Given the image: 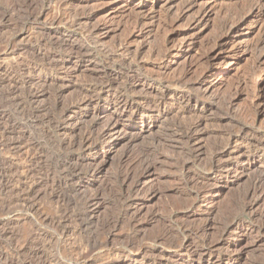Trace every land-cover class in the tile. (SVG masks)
I'll return each mask as SVG.
<instances>
[{
    "label": "rangeland",
    "instance_id": "374dc122",
    "mask_svg": "<svg viewBox=\"0 0 264 264\" xmlns=\"http://www.w3.org/2000/svg\"><path fill=\"white\" fill-rule=\"evenodd\" d=\"M191 1L0 0V143L24 140L21 150L0 147V211L36 190L31 213L0 212V264H48L57 248L73 249L84 236H110L120 249L85 264H264V79L257 83L264 8L221 47L209 67L214 86L184 90L167 78L183 74L214 43L226 15L251 2ZM205 8L210 13L194 27ZM105 22L101 39L89 38L87 30ZM122 42L146 45L138 62L167 72L129 78L140 69L120 62ZM153 45L167 50L153 55ZM202 69H193L189 84ZM94 77L111 79L117 93L87 107L80 100L99 91L88 85ZM163 94L176 102L157 113ZM112 120L123 126L115 136L102 130ZM197 120L191 139L185 125ZM84 135L91 146L70 145ZM20 182L31 186L18 192ZM50 215L65 232L39 222Z\"/></svg>",
    "mask_w": 264,
    "mask_h": 264
},
{
    "label": "bare ground",
    "instance_id": "6f19581e",
    "mask_svg": "<svg viewBox=\"0 0 264 264\" xmlns=\"http://www.w3.org/2000/svg\"><path fill=\"white\" fill-rule=\"evenodd\" d=\"M175 0H169V3H173ZM199 0H192L191 2H188L189 4L192 3V4H197ZM189 4L184 6L183 8H181L180 12H179V15L182 17L186 14L187 10L190 9L189 8ZM249 4V3H248ZM146 5L143 4L142 5V8H145ZM246 7V6H245ZM264 8V0H251L250 2V5H249V8L247 9H244L245 11H241L239 12V8L236 7V11L233 10L231 12H229L227 15H226V18L225 20L222 22V27H221V32L218 34L217 38L215 39L214 43L207 47L205 49V51L197 56L195 59H193L192 61L189 62V65H188V68L183 72V74H181L179 77L175 78H167L166 80V84L169 86H174V87H177V88H181V89H187L189 87L191 88H200V89H204L205 91H208L210 88H212L214 86V81H210L208 79L209 75V67L210 65L212 64L213 60L218 57L219 53H220V49L222 46H224L229 40L230 38L232 37V35L234 34V32H236L239 28L243 27L244 24L246 23V21L248 20V18H252L253 15H257V14H260L262 12V9ZM238 10V11H237ZM210 13V10L208 8H205L204 10H198V14L197 16L194 18V20L192 21V25L197 26L200 22L203 21V19L205 18L206 15H208ZM144 19L143 18H138L136 20L137 24H140ZM54 23V22H53ZM110 26L109 22L108 23H104L102 25H98V26H95V27H92L90 29H88V33H89V38H91L92 40H97L99 41L101 38H100V35L102 33H104V31L106 29H108ZM144 31L143 29L141 28L139 30V33L142 34ZM261 43V41L256 45L258 46L259 44ZM9 46V45H7ZM146 45H138L137 47H133L132 45H130L129 43H125V42H122L121 43V55L123 56L121 59H120V62L123 63V64H129V65H138L139 69H140V72H133L132 73V76H129V78H141L142 76L146 77V78H149L150 80L153 78V79H156V76L157 74H161L160 72H167L165 70V68H162V67H159V68H155V67H151V66H145V65H141L139 62H138V58H139V55L141 54L143 48L145 47ZM166 47L164 46H159V45H153L152 46V49L150 50L151 53L153 55H159V56H162L165 52H166ZM58 51V50H57ZM188 53V52H187ZM171 54V53H170ZM174 53L172 52L171 55H173ZM157 56V57H159ZM152 57V56H151ZM156 57V56H154ZM153 58V57H152ZM202 65L203 66V69L202 71L200 72V74L194 79V82L189 84L188 82L190 80H192L191 78H189L190 74L193 72V69L198 66V65ZM220 75V71H217L213 73V76H215V78L217 79V77H219ZM191 77V76H190ZM99 78V77H98ZM264 79V75L261 76V78L259 79V81H257L258 85L261 84L262 80ZM92 80V81H91ZM90 83H88L89 87H92V86H95V87H99V91L96 92L95 95H90L89 98H84V99H81L80 101L83 102L84 104H86V106H90L91 103L95 102L96 100H100L102 98V96L104 95H107V97L109 96H112L114 94L117 93V90L113 89L112 87L113 86V83L111 82L112 80L110 79V82H106L105 80H99L97 79L96 77L90 79ZM95 81V82H94ZM109 81V80H108ZM93 82V83H92ZM191 82V81H190ZM189 88V89H191ZM238 90L237 93L235 94V97L234 98H237L239 96V94L241 93V88L240 86L237 87ZM78 91V90H77ZM164 95V98L159 102V104H157L156 108H155V104L153 105V107L155 108V111H157V113H161L164 109H165V106H167V104L171 103V101H173V103H175L176 101L175 100H168L166 99L165 97V94ZM186 96V95H185ZM17 99V98H16ZM121 99V98H120ZM12 100V98L10 99ZM20 101V100H19ZM17 101V102H19ZM118 101V100H117ZM234 101V100H233ZM155 102V101H154ZM1 103V102H0ZM12 104V103H11ZM151 104V103H149ZM18 105V104H17ZM121 105L124 107V108H130L131 110L133 109V111H140L142 110L141 107L135 105L133 106L134 104L130 103L129 101L127 100H123ZM152 105V104H151ZM150 105V107H152ZM147 106V105H145ZM149 107V108H150ZM130 110V111H131ZM20 112V111H19ZM203 122V120H197V121H190L186 126V129H187V134L189 135V137L191 139H194L195 138V135L191 134L193 129H196L199 125H201ZM10 126V125H9ZM15 127V126H14ZM7 128V127H5ZM123 129V126L120 125L119 123V120H112L110 121L109 124L106 125V127L103 130V132H109L111 134H113L114 136L115 135H118V133ZM8 131V129H6ZM6 130H3V132H7ZM2 132V133H3ZM7 136V135H6ZM24 138V137H23ZM229 138V137H228ZM227 138V139H228ZM1 139V137H0ZM15 139L17 140V138H8L7 140H4L2 141V143H0V147L2 146V149H4L5 151L8 150H21L22 146L24 145V140L21 139L20 141H15ZM19 139V138H18ZM94 139H92L90 136L88 135H84L81 140H70L69 143H71L70 145L73 146H78V149L79 148H87L89 146H91L94 142H93ZM236 139L233 138V139H228V144L234 142ZM1 141V140H0ZM95 141V140H94ZM74 148V147H73ZM264 149V148H263ZM31 150V149H30ZM32 152L31 151H28L27 154H26V157L28 159V162L29 160L32 162L33 160V157H32ZM36 156V155H34ZM35 158V157H34ZM4 161V160H3ZM5 162V161H4ZM10 162V161H9ZM27 162V163H28ZM3 163V162H2ZM22 165V164H21ZM11 167V166H10ZM27 167V165H26ZM214 170L216 172H218V166H214L213 165ZM211 168V167H210ZM209 168V169H210ZM5 169V168H4ZM67 170V169H66ZM26 172V176L28 175L29 172L32 171V169H30V166L27 167V169L25 170ZM17 172V171H16ZM67 175V174H66ZM30 178V177H29ZM21 183V182H20ZM33 184V183H32ZM27 185L26 182H22L21 185L18 187V192L20 190H22V188H25ZM27 186H31V185H27ZM28 188V187H27ZM26 188V189H27ZM71 188V187H70ZM7 189V188H6ZM25 189V190H26ZM16 190V189H15ZM39 190V189H38ZM28 191V190H27ZM34 193H36V190L34 192V190L32 189V187H29V192H28V195L26 198L24 199H19V200H15L14 202H12L11 204L7 205V206H4L1 211L3 212V214L5 215H13L14 213L16 212H26V213H31L33 211V206L32 204L30 203L29 201V198L32 196L34 197ZM38 194V193H37ZM36 194V195H37ZM35 195V196H36ZM20 196V195H19ZM18 196V197H19ZM79 199V198H78ZM12 200V199H11ZM67 201H70V200H67ZM64 202V201H63ZM62 202V203H63ZM93 202V201H91ZM58 203V202H57ZM69 203V202H68ZM91 204V203H90ZM94 204V203H93ZM4 205V204H3ZM35 205V204H34ZM61 205V204H60ZM62 208V207H61ZM61 210V209H59ZM0 211V212H1ZM37 211V210H36ZM77 211V210H76ZM1 212V213H2ZM25 213V214H26ZM40 214V213H39ZM38 214V215H39ZM70 214V213H69ZM31 215V214H30ZM60 215V214H59ZM65 215V214H64ZM67 215V214H66ZM47 216V215H46ZM55 216V215H54ZM61 216V215H60ZM40 217V216H39ZM38 217V218H39ZM52 216L50 215V218H44L41 219L39 218V222L43 224V226H45L44 224L46 225H49V226H52L54 229V231H56L57 233L61 234L62 232H65L64 230L62 231L61 229L64 227H62V221H58L60 217L56 216L58 218V220H56V217L54 218H51ZM80 217V216H79ZM86 217V216H85ZM63 218V217H62ZM73 219V217H71ZM75 218V217H74ZM82 218V217H81ZM80 218V219H81ZM87 218V217H86ZM32 219V218H31ZM66 219V218H65ZM83 219V218H82ZM85 219V218H84ZM83 219V220H84ZM68 220V218H67ZM79 221V219L77 220ZM38 222V223H39ZM83 222V221H82ZM80 221V225H83ZM68 223V222H67ZM65 224V223H63ZM69 224V223H68ZM40 225V224H39ZM37 225V226H39ZM72 225V224H71ZM41 226V225H40ZM49 226H47L46 228H48ZM42 227V226H41ZM66 227V226H65ZM86 227V226H85ZM39 229V228H38ZM52 229V228H51ZM66 229V228H65ZM68 229V228H67ZM83 229V227H82ZM59 231H62L61 233ZM101 233V232H100ZM110 233V232H109ZM107 233V234H109ZM55 234V232H54ZM196 234V233H195ZM198 234V233H197ZM56 235V234H55ZM110 235V234H109ZM188 235V234H187ZM98 237V236H97ZM59 238V236L57 237ZM56 238V239H57ZM106 239H103L102 241L101 240H97V239H93L91 237H88V236H84L82 237L81 240H79L80 242L77 243L73 249H68V248H63L62 246L57 248L55 253L53 254V258H50L48 262V264H53V261L55 260L56 262H60L61 264H85V263H88L90 262L91 260V257L95 254V253H103V254H107V255H117L119 253V250L120 249H117V248H114L112 247L111 243H112V240L110 238V236H106L104 237ZM51 239V238H50ZM180 243V242H179ZM194 243V242H193ZM211 244V243H210ZM177 246H180V245H176ZM127 247L129 248V250L131 252H134L136 255H138L139 253L142 252V247H139V246H136L134 244H127ZM174 247V246H173ZM72 248V247H71ZM180 250V247L176 248L175 251H179ZM181 251V250H180ZM47 255V254H46ZM42 258V257H41ZM49 258V257H48ZM65 259L66 261H68L69 263H63L61 260Z\"/></svg>",
    "mask_w": 264,
    "mask_h": 264
}]
</instances>
